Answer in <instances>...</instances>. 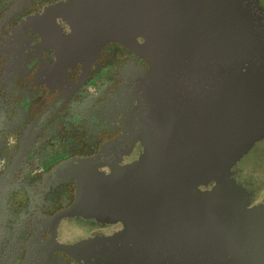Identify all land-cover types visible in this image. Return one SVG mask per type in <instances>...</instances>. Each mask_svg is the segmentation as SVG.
Segmentation results:
<instances>
[{"label": "flooded vegetation", "instance_id": "obj_1", "mask_svg": "<svg viewBox=\"0 0 264 264\" xmlns=\"http://www.w3.org/2000/svg\"><path fill=\"white\" fill-rule=\"evenodd\" d=\"M257 1L264 10V0ZM125 4L0 0V264H99L94 251L103 237L148 235L160 225H172L175 233L173 172L169 191L125 193L113 211L99 214L74 209L85 195L76 175L87 165L115 181L151 156L175 168V73L163 59L154 61L152 39L130 27L115 29L117 20L134 14ZM54 136L59 143L49 147ZM262 139L205 165L199 178L181 181L188 186L182 191L236 210L237 226L262 222L264 196L243 172ZM212 237L198 241L212 248L213 260L227 241ZM85 239L88 249L64 248ZM166 244L175 249V238ZM254 249L255 259L264 256V248ZM152 259L148 264H164L167 257L156 250ZM171 260L175 264V254Z\"/></svg>", "mask_w": 264, "mask_h": 264}, {"label": "water", "instance_id": "obj_2", "mask_svg": "<svg viewBox=\"0 0 264 264\" xmlns=\"http://www.w3.org/2000/svg\"><path fill=\"white\" fill-rule=\"evenodd\" d=\"M124 1L134 14L117 20L115 29L130 27L133 33L152 39L154 61L163 59L166 69L175 73V168L172 163L167 165L170 173L166 174L167 166L151 156L115 181L87 165L76 175L79 192L87 195L94 189L97 195L89 200L83 195L81 208L79 203L74 209L99 214L113 211L125 193L148 190L154 196L169 191L166 179L173 172L175 233L172 225H160L148 235L103 237L94 251L99 264H148L156 250L167 257L164 264L173 261L174 254L175 264H239L240 260L242 264H264L263 255L257 259L253 255L254 248H264V220L237 226L233 220L236 210L206 195L184 192L188 186L180 185L182 180L199 178L205 165L218 158H233L264 136V10L257 0ZM228 10L236 11L235 16L227 17ZM81 30L79 36H83ZM57 143L59 136H54L48 146ZM93 199L99 201L93 204ZM210 234L213 239L225 235L227 241L213 260L212 248L204 250L206 244L198 241ZM172 237L175 249L166 244ZM156 241L163 242L157 249ZM89 244L85 239L64 248L88 249Z\"/></svg>", "mask_w": 264, "mask_h": 264}, {"label": "rangeland", "instance_id": "obj_3", "mask_svg": "<svg viewBox=\"0 0 264 264\" xmlns=\"http://www.w3.org/2000/svg\"><path fill=\"white\" fill-rule=\"evenodd\" d=\"M258 154L246 163L243 167L244 175L252 182L251 187L256 191L257 196H264V139L254 144Z\"/></svg>", "mask_w": 264, "mask_h": 264}]
</instances>
